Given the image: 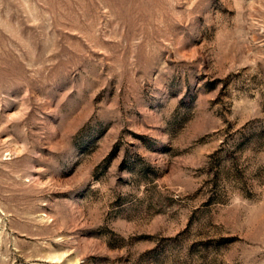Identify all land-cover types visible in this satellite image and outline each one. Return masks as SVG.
Segmentation results:
<instances>
[{
  "label": "rangeland",
  "instance_id": "1",
  "mask_svg": "<svg viewBox=\"0 0 264 264\" xmlns=\"http://www.w3.org/2000/svg\"><path fill=\"white\" fill-rule=\"evenodd\" d=\"M0 264H264V0H0Z\"/></svg>",
  "mask_w": 264,
  "mask_h": 264
}]
</instances>
